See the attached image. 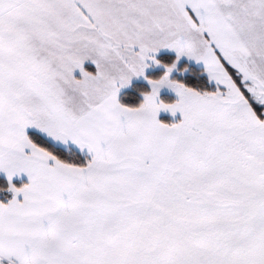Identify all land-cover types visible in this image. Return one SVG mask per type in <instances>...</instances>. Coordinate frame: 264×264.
Segmentation results:
<instances>
[{
    "label": "snow or ice",
    "instance_id": "6c2138e0",
    "mask_svg": "<svg viewBox=\"0 0 264 264\" xmlns=\"http://www.w3.org/2000/svg\"><path fill=\"white\" fill-rule=\"evenodd\" d=\"M0 264H264V0H0Z\"/></svg>",
    "mask_w": 264,
    "mask_h": 264
}]
</instances>
